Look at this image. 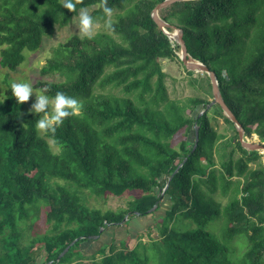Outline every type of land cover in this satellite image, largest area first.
Listing matches in <instances>:
<instances>
[{"label":"trees","instance_id":"obj_1","mask_svg":"<svg viewBox=\"0 0 264 264\" xmlns=\"http://www.w3.org/2000/svg\"><path fill=\"white\" fill-rule=\"evenodd\" d=\"M161 1L108 0L113 31H100L92 39L73 34L52 47L40 74L62 79L39 80L34 88L83 102L81 114L65 119L54 136L39 135L38 115L20 116L22 104L11 87L0 96V264H68L84 258L81 242L125 216L127 224L147 215L155 204L160 207L162 195L172 204L156 222L159 237L150 243L158 264H229L225 254L237 236L249 242L241 263L264 264V164L259 162L264 154L242 147L219 104L198 116L209 100L170 97L160 59L181 62L180 47L152 18ZM99 3L83 0L69 12L61 0H0V65L16 70L25 49L37 50L45 36L68 25L81 8L94 7L90 14L103 24ZM159 15L183 30L189 58L216 73L245 136L256 134L264 142V0H182ZM210 111L232 125L231 137L215 127ZM195 123V149L186 136L174 148L175 134ZM54 178L97 196L132 193V198L125 208L102 212L85 206L69 187L51 185ZM216 193L228 202L215 200ZM40 203L53 230L25 243L23 223ZM220 215L225 217L223 242L206 230ZM179 216L197 227L176 230L172 223ZM130 240L113 241L92 264H149L144 242L132 247Z\"/></svg>","mask_w":264,"mask_h":264},{"label":"rangeland","instance_id":"obj_2","mask_svg":"<svg viewBox=\"0 0 264 264\" xmlns=\"http://www.w3.org/2000/svg\"><path fill=\"white\" fill-rule=\"evenodd\" d=\"M90 13L94 7H86ZM79 14L76 15L72 21L66 26L57 27L52 36H45L43 38L41 46L37 50L23 51L25 59L17 67L16 70H10L3 68L0 65V96L5 89L11 87L13 82H29L33 87V96L30 97L28 102L22 103L20 116L23 117L27 114H35L40 118L43 115L30 111L31 105L35 102V96L40 92L39 89L34 88V84L39 80L46 81H59L62 78L57 75L40 74L41 67L46 63L47 59L51 56L52 47L56 46L60 42L65 41L69 36L77 34L82 36L79 31ZM103 24L99 22V26L95 30V34L100 31H104ZM180 51L177 52L179 55ZM164 71L167 73L166 85L171 98L185 99L187 97H200L211 101L213 99L212 86L210 87L207 74L203 72L193 71L189 74L182 63L178 59H160ZM51 98V97H50ZM203 106H198L193 113L199 112ZM51 111V109H49ZM210 115L214 117L212 119L215 127L227 138L233 135V127L224 121L223 117L218 116L215 111H210ZM39 135L44 136V133L39 132ZM187 137L190 141H194V129L193 127L187 131L181 130L171 139V145L174 148H179V145L184 137ZM250 141H261L260 138L253 134L252 137H247ZM50 146L54 151H58L54 146L53 141L48 139ZM259 162L264 164V156ZM258 163H252L256 166ZM51 185L62 184L69 187L72 191L77 192L81 198L82 203L89 207L99 209L102 212L107 210H118L120 208L127 207V202L132 198V193H125L121 196L108 194L106 196H97L91 193L87 189H80L75 185H71L62 179H52ZM213 198L219 201L222 205L228 202V198L223 197L220 193L213 195ZM171 200L162 195L160 199V207L155 208L152 212L145 216L132 217L127 224L126 220L120 224H109L103 229L101 235L97 238H88L81 242L79 250L83 253L81 259H74L68 264H92L93 260H99L103 253L102 250L107 249V246L113 241L120 243L122 240L131 237L130 245L133 247L138 241L144 242L147 246L146 253L150 256L149 264H158V257L150 249V243L159 237L158 228L156 222L165 214V211L171 207ZM47 207L42 203L39 204L38 209L32 208L30 210V217L23 223V242H29L33 238L51 233L53 230V224L47 221L46 218ZM172 226L178 231H187L197 227V225L190 219H184L182 217H176L172 223ZM225 228V217L223 215L213 218L208 225V230L216 240L223 242V231ZM249 246V242L245 236H237L231 242V250L225 254L229 264H242L243 256ZM143 248L141 247V250ZM42 261V260H41Z\"/></svg>","mask_w":264,"mask_h":264},{"label":"clouds","instance_id":"obj_3","mask_svg":"<svg viewBox=\"0 0 264 264\" xmlns=\"http://www.w3.org/2000/svg\"><path fill=\"white\" fill-rule=\"evenodd\" d=\"M64 9L69 12H75L77 5L82 4L83 0H61ZM103 12V27L107 31H113V9L108 6V0H100L97 5ZM101 18L93 17L85 8L79 11V31L85 38L92 39L95 30L99 26ZM47 88L40 90L35 96V102L31 105L30 111L43 114L36 122V129L44 134L51 133L55 135L56 129L60 127L65 119L70 116L81 114L83 102L75 97L66 95L63 92H56L53 97L46 93ZM11 93L18 104L28 102L33 96V87L29 82L11 83ZM51 109V111H49Z\"/></svg>","mask_w":264,"mask_h":264},{"label":"water","instance_id":"obj_4","mask_svg":"<svg viewBox=\"0 0 264 264\" xmlns=\"http://www.w3.org/2000/svg\"><path fill=\"white\" fill-rule=\"evenodd\" d=\"M176 1H182V0H163L160 3H158L154 9L152 10V18L156 22V24L159 26L160 29H162L169 37L170 41L172 43H176L180 47V53H179V58L181 62L183 63L184 67L189 70V71H198V72H203L207 73L210 81H211V86H212V94H213V99L210 101V103L205 107L204 110L199 112V115H202L204 111L208 110L210 106L214 104H219L220 107L222 108L224 114L234 123L237 131H238V137L239 141L242 145V147L248 149V150H260L264 154V142L261 141H250L248 138L245 136V130L242 126V124L239 122L237 119L236 115L233 113V111L228 107V105L225 103L223 96L220 91L219 87V81L217 78V75L214 71L210 70V68L206 65H204L202 62L198 60H193L189 58V53L187 49V45L185 43L184 37H183V30L178 27L177 25L170 24L163 20L160 15H159V10L176 2ZM168 28L172 29V31L168 30ZM194 129V146L193 149H195L197 143H198V131H199V125L197 123L194 124L193 126ZM186 158L183 160L182 163L175 169L174 173L178 171V168L182 166ZM172 177L169 178V181ZM168 181V182H169ZM168 186V183L164 190H166ZM164 193V191H163ZM156 204L149 210V213L152 212L156 208ZM137 215H139L138 212H136ZM127 219V216L123 219V222ZM103 231V228H100V233ZM100 235H92L90 238H97ZM79 238H76L70 245H68L56 258V260H59L71 247L72 244H74ZM53 261H49L47 264H52Z\"/></svg>","mask_w":264,"mask_h":264}]
</instances>
